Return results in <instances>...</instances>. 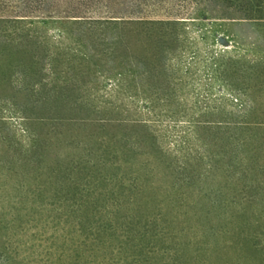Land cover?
Wrapping results in <instances>:
<instances>
[{"label":"rangeland","instance_id":"obj_1","mask_svg":"<svg viewBox=\"0 0 264 264\" xmlns=\"http://www.w3.org/2000/svg\"><path fill=\"white\" fill-rule=\"evenodd\" d=\"M26 18L37 24H0V60L13 55L0 63V264H264V26L182 17L169 78L74 88L61 70L12 66L26 54L14 29L56 55L72 44ZM84 115L118 122L92 139L69 120ZM89 150L105 163L89 169ZM83 161L93 186L73 203L45 180Z\"/></svg>","mask_w":264,"mask_h":264},{"label":"trees","instance_id":"obj_2","mask_svg":"<svg viewBox=\"0 0 264 264\" xmlns=\"http://www.w3.org/2000/svg\"><path fill=\"white\" fill-rule=\"evenodd\" d=\"M32 16L46 17L38 23L45 27L59 23L61 28L57 29L58 37L70 39L72 44L65 53L56 55L49 53V47L44 44L41 35L34 38L29 30L23 34L14 29L12 33L16 36L15 40L25 46L26 54L20 58L18 56L16 64L12 63L21 73L40 70L48 71L49 74L61 70V80L72 82L74 88L78 82L96 84L97 74L106 79L107 84L120 85L123 75L134 73L133 84L140 86L141 81L158 84L161 77L169 78V57L178 53L184 40L181 35L186 29V21L180 18H238L255 20L247 24L261 27L264 26V0H0V24L3 26L25 23L35 25L37 22L26 18ZM55 19L62 20L59 22ZM66 24L74 27L69 34L62 27ZM12 56L0 60L3 68ZM61 97L68 99L70 95L67 92V95ZM84 116L69 120L94 126L89 134L92 139H104L109 135H101L106 132L105 127L118 122L113 118L94 119ZM118 152L125 154L122 150ZM88 154L94 156L92 150ZM106 156L104 153L95 155V162H87H91L89 169L99 167L97 165L101 162L103 165ZM124 158L130 163L131 157ZM83 162L70 165L59 175L52 173L45 180L46 183L57 179L55 181L60 187L74 189L71 197L70 193H65L64 197L77 203L80 199L78 194L81 196L83 193L81 189L88 191L93 186L89 184L91 176L85 167L86 162ZM118 244L124 246L123 243ZM138 253L142 254V251H139L137 245L135 253L130 255L134 263L142 262Z\"/></svg>","mask_w":264,"mask_h":264}]
</instances>
